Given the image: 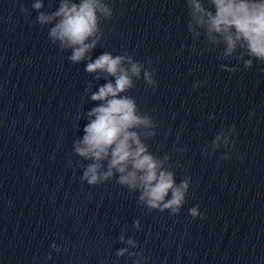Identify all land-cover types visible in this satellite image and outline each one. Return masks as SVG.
<instances>
[{"label": "clouds", "instance_id": "1", "mask_svg": "<svg viewBox=\"0 0 264 264\" xmlns=\"http://www.w3.org/2000/svg\"><path fill=\"white\" fill-rule=\"evenodd\" d=\"M19 2V0H18ZM114 0H58L53 11H42L44 0H34L31 10L20 2V11L30 17L37 13L35 23L47 27V36L53 46L67 56L72 64H84V72L92 79L87 82L85 93L93 103L87 112L79 111L76 120L86 119L83 135L77 136L72 152L79 158L82 169L81 183L96 187L114 181L122 189L135 194L139 207L147 212L179 216L190 194L192 177L184 175L177 180L178 161L171 154L160 155L151 148L150 141L157 136L158 124L145 111L132 94L138 81L153 90L158 88L156 70L151 58L138 60L127 49L120 54L103 51L93 59L92 53L105 39V25L115 16ZM187 13L186 31L193 41L203 40V51L218 52L222 71L237 73L241 67L253 69L264 65V0H182ZM264 75V68L261 70ZM105 81L99 84V81ZM196 80L193 89L201 87ZM95 88V90H94ZM255 117V111L249 118ZM215 114L208 116L215 120ZM235 124L222 127L211 143L202 148L204 154L225 151L222 160L232 159ZM186 147H173V152H186ZM87 162V163H84ZM69 161V166H71ZM193 219L201 217L198 205L188 209ZM136 232L142 230L139 219L133 221ZM117 242L122 245L111 264L121 258L131 264H150L151 257L139 241L121 231ZM59 254L60 246L50 245ZM110 259V258H107ZM106 264V262H102Z\"/></svg>", "mask_w": 264, "mask_h": 264}]
</instances>
